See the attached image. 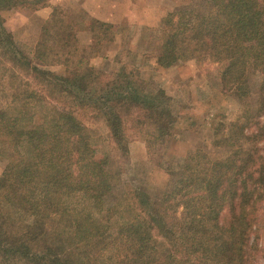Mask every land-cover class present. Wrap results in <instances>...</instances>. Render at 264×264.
<instances>
[{
	"label": "trees",
	"instance_id": "16d2710c",
	"mask_svg": "<svg viewBox=\"0 0 264 264\" xmlns=\"http://www.w3.org/2000/svg\"><path fill=\"white\" fill-rule=\"evenodd\" d=\"M46 1L0 0V11L38 10ZM172 17L165 20L170 30L164 32L159 66H170L173 54L202 52L227 60L220 71L223 87L247 91L249 62L260 63L264 76V0H216L206 14L195 13L187 34ZM1 28L0 264H186L174 254L175 228L137 212L136 188L112 198L115 187L96 173L83 125L84 117L99 119L121 147L126 126L136 130L141 124L134 115L141 108L150 112L153 137L160 141L175 123L170 97L162 89L147 91L127 72L105 80L89 65L74 21L64 14L51 25L52 40L38 41L32 58ZM56 65L63 71L49 69ZM252 126L248 131L239 122L228 123L230 152L195 165L202 191L190 197L193 207L184 213L191 226H198L190 230L195 239L188 247L196 256L188 264H264L259 241L264 233V103L252 115ZM15 134L25 135L24 151ZM40 187L50 188V195H39ZM63 190L109 201L92 215L62 204ZM166 197L164 203L171 198ZM11 208L27 220L20 232L4 226L17 222Z\"/></svg>",
	"mask_w": 264,
	"mask_h": 264
},
{
	"label": "rangeland",
	"instance_id": "374dc122",
	"mask_svg": "<svg viewBox=\"0 0 264 264\" xmlns=\"http://www.w3.org/2000/svg\"><path fill=\"white\" fill-rule=\"evenodd\" d=\"M215 1L47 0L38 10L0 11L1 29L7 40H12L27 56L33 57L38 41L52 40L51 25L57 16L64 14L74 21L78 45L89 65L102 71L105 80L127 72L147 91L162 89L170 97L175 123L171 134L160 141L153 137L150 112L141 108L134 112L141 124L136 130L126 126L121 147L110 138L99 119L84 117L83 125L95 153L96 173L110 178L115 187L112 198L124 188H136L137 212L155 215L166 226L175 228L174 254L184 258L186 264L196 256V251L188 246L194 243L191 231L198 226L195 222L191 226L184 213L191 212L193 207L190 197L202 191L195 165L226 156L230 152L225 143L228 123L239 122L252 130V115L264 103L260 63L247 64V91L223 87L220 71L227 62L225 58L215 61L195 52L183 57L171 55L169 59L173 62L167 67L157 64L164 32L170 30H165L169 15L175 23L178 21V29L187 34L195 13L206 14ZM153 7L165 13L153 20ZM102 16L109 17V21L97 19ZM49 69L56 73L63 71L57 65ZM15 135L19 151H24L25 135ZM43 143L40 147L45 146ZM3 168L0 160V173ZM42 188L37 190L39 195L43 192L50 195V188ZM165 196H171L169 202L164 203ZM59 198L62 204L92 215H99L109 201L89 199L72 190H63ZM13 215L17 222L7 221L4 226L11 233L20 232L27 220L17 211ZM259 241L264 244V233Z\"/></svg>",
	"mask_w": 264,
	"mask_h": 264
},
{
	"label": "crops",
	"instance_id": "0c3cea01",
	"mask_svg": "<svg viewBox=\"0 0 264 264\" xmlns=\"http://www.w3.org/2000/svg\"><path fill=\"white\" fill-rule=\"evenodd\" d=\"M101 11V10H100ZM151 13L153 15V20H156V19H159V17L165 13L164 10H161V9H156V7H153V9L151 10ZM126 14V13H125ZM98 20H101V21H109V17H98L97 18ZM124 19V18H123ZM123 19H119V20H123ZM151 20V19H150Z\"/></svg>",
	"mask_w": 264,
	"mask_h": 264
}]
</instances>
